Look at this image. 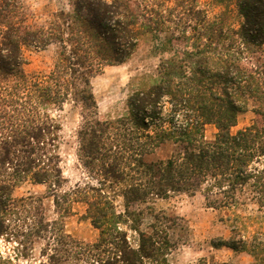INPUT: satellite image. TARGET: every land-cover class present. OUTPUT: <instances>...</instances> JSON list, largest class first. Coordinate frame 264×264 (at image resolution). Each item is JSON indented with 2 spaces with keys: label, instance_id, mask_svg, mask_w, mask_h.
Wrapping results in <instances>:
<instances>
[{
  "label": "trees",
  "instance_id": "trees-1",
  "mask_svg": "<svg viewBox=\"0 0 264 264\" xmlns=\"http://www.w3.org/2000/svg\"><path fill=\"white\" fill-rule=\"evenodd\" d=\"M228 1L226 7L234 2L243 16L238 25L225 27L224 20H215L213 46H183L175 55L185 54L186 63L164 65L162 80L129 97L126 115L87 121L80 155L95 169L97 183L90 189L102 192L108 181L114 187L139 173L133 186L123 191L128 202H144L150 193L162 196L192 189L204 190L208 204L217 206L215 194L226 196L221 205L233 204L238 189L248 185L252 201L264 212V123L231 131L247 95L264 97V0ZM138 6L133 0H74L71 9L54 14L47 29L35 30L24 22L21 0H0V79L17 77L10 90L0 84V200L5 197L1 212L11 196L10 181L27 176L35 182L61 181L59 125L47 108L61 106L69 95L88 108L97 104L90 79L103 62L122 63L134 51L138 17L146 16ZM145 29L158 27L147 23ZM52 41L60 44L54 68L30 86L22 46ZM243 53L257 58L255 67L242 64ZM179 77L187 79L174 81ZM176 114H184L185 122L173 124ZM260 114L264 122V112ZM168 122L172 125L166 126ZM205 123H214L218 132L210 145L203 146L197 141ZM170 141L177 146L175 154L148 158L159 144ZM3 172L10 180L1 178ZM112 211L110 201L95 197L88 213L101 229L100 237L93 242L61 239V245L37 264H172L169 254L175 244L164 229L154 224L152 233L139 230L132 243L117 220L123 215ZM3 228L0 214V234ZM63 244L71 246L64 249ZM221 244L239 250L236 242Z\"/></svg>",
  "mask_w": 264,
  "mask_h": 264
},
{
  "label": "rangeland",
  "instance_id": "rangeland-1",
  "mask_svg": "<svg viewBox=\"0 0 264 264\" xmlns=\"http://www.w3.org/2000/svg\"><path fill=\"white\" fill-rule=\"evenodd\" d=\"M73 1L21 0L26 17L24 22L31 29H47L54 14L71 9ZM133 1L139 5L138 12L146 15L138 14L136 26L140 34L137 45L122 63L103 62L95 70L90 81L97 104L88 108L69 95L61 106L51 104L47 108L59 125L56 151L60 156L61 181L35 182L31 176L10 181V185H13L11 196L6 198L7 205L0 211L4 218V228L0 234V264H37L46 260L47 253L55 251L54 247L61 245V239L65 242L71 238L83 242L98 239L101 229L93 223L88 213V206L95 197L107 199L113 206L112 212L123 215L117 220L121 221L120 227L127 231L132 243L137 241L139 230L152 233L154 224L164 229L175 244L169 254L172 264H264V212L252 201L248 185L238 189L237 201L233 204L221 205L220 200L226 196L223 193L215 194L214 198L219 202L217 206L208 204L204 190L194 192L192 189L171 191L162 196L150 193L144 202H128L123 191L133 186L131 183L137 181V177L141 176L139 173H135L133 178L126 177L114 187L108 181L109 187H104L102 192L89 188L92 184L96 185L97 179L93 175L95 169L86 165L80 155L82 131L87 127V121L114 120L126 115L130 107L129 97L162 80L165 76L164 65L186 63L185 54L175 55L183 46H213L210 35L215 20H224L225 27L238 25L243 20L234 2L226 7V3H230L228 0ZM147 23L158 29L146 30ZM171 46L172 49H165ZM59 48L60 44L56 41L22 46L25 58L23 68L30 86L37 77L46 78L50 74L59 56ZM242 55L244 66L249 69L256 66L257 58L252 53ZM186 79L182 77L174 81L184 82ZM16 80V76H11L7 80L0 79V84L10 90ZM260 111L264 112V97L258 99L257 96L247 95V101L231 131L237 132L255 123H264ZM185 118L184 114H176L172 123L182 124ZM172 123L168 122L166 126ZM203 126L197 144L210 145L218 128L214 123ZM175 145L172 141L159 144L148 158L169 157L177 152ZM254 165L261 167L262 164L256 162ZM129 170L132 175L131 167L126 168L127 172ZM4 174L1 178L10 180ZM4 200L5 197H2L0 203ZM127 211L132 212L131 216L125 215ZM222 242H236L239 250ZM257 245L263 247L259 249ZM62 246L68 249L71 245Z\"/></svg>",
  "mask_w": 264,
  "mask_h": 264
}]
</instances>
